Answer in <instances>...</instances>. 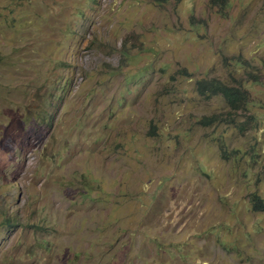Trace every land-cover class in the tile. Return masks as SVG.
Here are the masks:
<instances>
[{
    "label": "rangeland",
    "instance_id": "rangeland-1",
    "mask_svg": "<svg viewBox=\"0 0 264 264\" xmlns=\"http://www.w3.org/2000/svg\"><path fill=\"white\" fill-rule=\"evenodd\" d=\"M227 1L0 0V264H264V0Z\"/></svg>",
    "mask_w": 264,
    "mask_h": 264
},
{
    "label": "trees",
    "instance_id": "trees-1",
    "mask_svg": "<svg viewBox=\"0 0 264 264\" xmlns=\"http://www.w3.org/2000/svg\"><path fill=\"white\" fill-rule=\"evenodd\" d=\"M213 3H217L223 7L228 5L227 0H213ZM239 64L241 65L242 63L239 62ZM258 81V79L248 78L245 82L242 80L238 86H233L216 80H201L198 82V92L204 97L223 95L231 109L239 111L241 108L249 109L250 105L253 104V100L249 98L246 85L249 82L257 83ZM253 200L255 209L263 211L264 205L262 199H260L259 196H255Z\"/></svg>",
    "mask_w": 264,
    "mask_h": 264
}]
</instances>
